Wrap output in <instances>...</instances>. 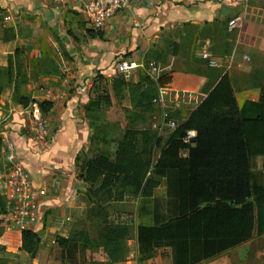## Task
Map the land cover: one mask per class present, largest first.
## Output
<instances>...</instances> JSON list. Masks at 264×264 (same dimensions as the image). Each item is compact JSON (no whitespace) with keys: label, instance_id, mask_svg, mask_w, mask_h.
<instances>
[{"label":"crops","instance_id":"obj_1","mask_svg":"<svg viewBox=\"0 0 264 264\" xmlns=\"http://www.w3.org/2000/svg\"><path fill=\"white\" fill-rule=\"evenodd\" d=\"M44 1L47 0H14V3L24 12H34L45 19L49 27L42 28V35L45 34L47 47L53 52L50 68L47 65L37 70L42 72H37L30 99L53 103L51 111L43 114L48 121L50 135L44 143L34 140L27 129L29 114L21 104L6 102L3 104L6 109L0 112V118L9 140L15 146L17 158L37 193L40 207L39 253L53 242L41 264H57L58 259L54 255L66 250H56L57 237L52 239L56 229L47 227V224L58 221L57 229H62L65 217L72 213L76 199L83 190V181L77 177L76 158L82 153L89 155L84 151L96 141V126L109 129L108 133L113 128L123 133L126 130L153 131L164 145L175 130H160L158 126L164 119L179 124L180 119L172 115L178 108L190 107L183 118L186 119L206 98L205 86L212 81L213 74H227L230 77L243 117L257 115L260 86L264 78V0H132L130 8L118 12L95 37L88 32L91 29L80 13V7L71 4L69 10L55 5L50 9L44 6ZM236 17H241V27L230 31L229 22ZM176 28L180 36L196 42L198 48L193 56V50H188L185 54L172 57L169 63L162 64L160 84L168 86L176 97L184 99L172 104L154 103V98L158 96V85L151 79L148 70L157 62L150 58V53L160 50L163 35ZM204 52H208L211 59L222 62L223 67H211L202 58ZM178 56L196 66V87H180L168 79L174 59ZM123 62L135 63L136 67L120 73L116 66ZM28 87L31 89L30 85ZM146 89H150L153 96L151 104L136 106L139 95ZM88 108L100 110L93 114ZM90 115H97L98 120ZM160 152L159 148L155 159H158ZM168 173L173 175L174 172L166 171L164 175ZM156 180L160 183V176ZM253 180L264 185V172H255ZM157 189L159 186L155 191ZM153 198L154 195L143 197V201L135 205L140 207L147 226L165 223L156 222V214L150 215ZM122 203L126 202H114L117 205ZM147 213L149 217L145 216ZM174 213L177 214V203ZM151 221H154V225H149ZM138 226L124 243L126 253L123 259L111 263L105 256L100 262L175 264L174 249L170 243H159L151 257L140 255L136 232ZM61 233L58 237L69 238ZM17 237L16 246L10 245L8 247L11 248L6 250L12 249L25 260L30 255L20 250L21 234L18 233ZM72 244L77 249L70 263L87 264V252L82 251L77 243L72 242L70 246ZM37 257L33 260H38ZM198 264H264V234L255 235L250 241Z\"/></svg>","mask_w":264,"mask_h":264},{"label":"trees","instance_id":"obj_2","mask_svg":"<svg viewBox=\"0 0 264 264\" xmlns=\"http://www.w3.org/2000/svg\"><path fill=\"white\" fill-rule=\"evenodd\" d=\"M88 32L92 37L100 34ZM161 53L152 51L150 58L164 65L163 60L157 59ZM47 63L36 69L50 62ZM211 78L205 86L206 98L186 119L177 113L172 115L180 122L164 145L156 132L126 130L114 159L103 154L90 158L85 153L76 158L78 179L91 186L98 185L96 193L103 192L104 198L95 208L97 215L106 212L114 193L123 197L126 192H141L143 197H152L159 186L152 175L174 172L177 214L158 226L137 227L139 252L144 257L153 256L159 243H170L175 264H198L264 234V185L253 180L255 172H264V78L259 111L251 118L242 116L230 77L213 74ZM152 97L150 89H146L135 104L150 105ZM16 102L27 107L31 99L20 94ZM38 103L44 115L53 108L49 101ZM97 110L100 108H88L93 114ZM90 116L98 120L97 115ZM191 130L196 131L195 146L189 148L188 157H183L182 139ZM1 146L0 138V150ZM159 148L161 152L153 166L154 152ZM6 210V201L0 196V217ZM103 222L102 245L110 262L116 263L124 258V243L131 228L127 224H110L106 217ZM72 242L78 245L83 242L79 247L85 251L88 248L85 243H90V239L82 241L78 235L57 237L56 250H67ZM19 247L36 258L41 248L38 232L25 231Z\"/></svg>","mask_w":264,"mask_h":264},{"label":"rangeland","instance_id":"obj_3","mask_svg":"<svg viewBox=\"0 0 264 264\" xmlns=\"http://www.w3.org/2000/svg\"><path fill=\"white\" fill-rule=\"evenodd\" d=\"M43 4L50 9L55 7V5L64 6L69 9L71 2H69V0H47L44 1ZM80 13L83 14L82 12ZM67 22L66 20V23ZM42 28H49L45 23V19L39 18V15L37 16L34 12H31V14L24 12L20 6L14 3V0H0V112L6 109L3 105L6 102L17 103L16 101L19 99L20 94H24L31 98V93L34 91L32 85L37 81L38 69L36 68L38 65L40 66V64L43 63L46 64L52 59L53 52L51 48L47 47V38H45L44 33V35H42ZM39 30L41 31L39 32ZM175 45L176 47L173 48ZM160 48L161 51L157 49L158 52L163 53H161L162 55H158L157 59L163 60L164 63H169L175 56L185 54L188 50H193V56L198 45L196 42L193 43L184 39V36H180V31L176 28L170 29L163 35L162 46H160ZM174 53H176V55H173ZM192 56L190 57L191 60ZM197 77V68L194 64L191 62L187 63L186 59L183 60L181 56L174 59L173 69L168 74V79H171L172 83L180 87L184 85L196 87L198 84ZM29 85L31 89L28 87ZM189 109L190 107L178 108L175 113L184 118L188 114ZM105 120H107V118ZM0 121H2L1 118ZM108 130L109 129L104 128L102 125L96 126L94 137L96 141H93L92 147L84 151L89 154L88 157L92 158L103 154L110 159H114L117 147L123 139V132L113 128L112 132L108 133ZM0 138L2 139L0 150V196L6 201L8 206L9 202L2 194V186L10 171L8 160L9 150L3 144V138L1 136ZM137 143L140 146V138H138ZM158 153L159 149H156L153 158H157ZM152 178L156 179L157 176L153 174ZM81 185L83 186V190L76 199V204L75 207H73L72 213L70 216L68 214L65 217L63 228L57 229L58 221L56 224L54 222L47 224V227H54V229H56L52 239L58 237L60 232H62L61 234L64 236H69L71 238L78 235L82 237V241L88 237L90 243H85L88 248L84 251L87 252V264H102L100 259L107 256V252L101 241V234L105 227L103 220L106 217L110 224H127L131 228V233L135 230L136 225H140V223L148 225L146 224L148 222L143 221L140 207L135 206L138 202L143 201V196L141 192L133 194L126 192L123 197H119L117 193H114L111 203L106 205V212L97 215L98 211L97 209L95 210V208L104 198L103 192L96 193L98 185L91 186L84 182H82ZM176 190L177 184L172 174L168 173L160 176L159 189L156 191L154 190L156 193L153 194V204L149 207L150 215L156 214L158 216L156 222H166L175 217L174 207L177 203ZM114 202L126 203L117 205L114 204ZM102 203H104V201H102ZM3 215L4 213L0 217L2 226V231L0 232V264L43 263L53 242H51L50 247L42 248L43 250L39 253L37 257L38 260L36 261L30 256L26 257L24 260L12 249L7 251V248H11L8 246H16L18 240L17 234L19 232L12 230L10 228V223H4ZM148 215L147 213L145 216L149 217ZM149 225H154V221H151ZM82 243L83 242L79 245L81 246ZM45 244H47V242H45ZM76 249L77 247L72 244L68 250L54 255V258L58 259L57 264H71L70 260L76 256Z\"/></svg>","mask_w":264,"mask_h":264},{"label":"built area","instance_id":"obj_4","mask_svg":"<svg viewBox=\"0 0 264 264\" xmlns=\"http://www.w3.org/2000/svg\"><path fill=\"white\" fill-rule=\"evenodd\" d=\"M71 4L80 7L88 27L98 32L102 30L106 24L120 11L130 8L132 0H69ZM241 17H236L229 22L230 31L241 27ZM204 60L209 62L213 68H222L223 64L220 61L211 59L208 52L202 55ZM136 67L135 63L127 64L126 62L118 63L116 68L120 73L126 72L129 68ZM163 71L160 63H154L150 66L148 73L152 80L157 82L158 96L154 98V103L168 104L179 103L184 98L176 97L173 91L166 85L160 84V74ZM195 104H198V102ZM29 114L28 132L38 143H44L49 135L50 129L48 121L44 117L38 101L32 100L25 108ZM178 124L174 120L164 119L158 126V129L172 128L176 130ZM0 136L3 138V144L9 150V165L10 171L7 179L2 186V194L8 200L7 210L2 216L4 223H10V228L16 230L22 236L25 231L38 232V225L40 221V207L37 199V193L32 186L29 175L23 169L21 162L18 160L15 153V146L8 138V132L2 126L0 121ZM196 139V131H188L182 139L185 147L182 149V156L188 157L189 148L194 147V140ZM157 159H153V166ZM153 166L148 173L151 176Z\"/></svg>","mask_w":264,"mask_h":264}]
</instances>
